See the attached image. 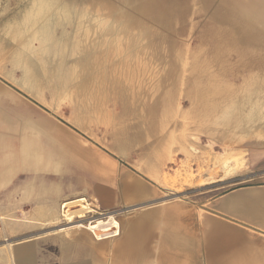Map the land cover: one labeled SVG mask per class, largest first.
<instances>
[{
  "label": "rangeland",
  "instance_id": "rangeland-1",
  "mask_svg": "<svg viewBox=\"0 0 264 264\" xmlns=\"http://www.w3.org/2000/svg\"><path fill=\"white\" fill-rule=\"evenodd\" d=\"M43 1L0 0V76L68 121L81 120L109 135V143L126 154L121 165L135 172L150 192L142 201L110 211L87 199L98 211L93 221L108 222L112 215L120 223L116 238L97 241L76 229L57 234L54 230L68 226L59 207V219L46 224L21 214L18 222L38 228L24 237L7 236L3 243L27 237L82 238L81 254L96 253L97 264H114L132 223L150 215L146 224L152 228L149 243L155 259L168 254L165 243L186 249L179 264H264L261 252L227 255L231 243L226 237L221 243L210 230L211 224L223 221L215 210L216 199L257 183L248 178L264 167V160L251 166L253 156L264 153V63L254 68L239 65L238 56L231 53L227 64L236 68L222 71L205 64L208 8L228 10L232 19L247 24L233 9L243 3ZM41 3L46 5L39 15ZM248 3L262 12L255 2ZM247 25L264 35V25ZM209 77H217L212 85L220 88L210 97L205 96ZM125 112L127 117H115ZM103 120L115 123L109 130L102 128ZM244 232L245 238L264 237ZM170 248L168 255L175 252ZM155 259L151 264H158Z\"/></svg>",
  "mask_w": 264,
  "mask_h": 264
},
{
  "label": "crops",
  "instance_id": "crops-1",
  "mask_svg": "<svg viewBox=\"0 0 264 264\" xmlns=\"http://www.w3.org/2000/svg\"><path fill=\"white\" fill-rule=\"evenodd\" d=\"M126 114L115 117L125 118ZM114 123L103 120L102 128L110 130ZM106 136L89 123L68 121L0 76V264H97L95 254L83 255L85 249L79 248L82 239L27 237L7 245L3 240L24 237L38 228L18 222L21 214L42 224L55 220L66 201L86 198L110 211L149 195L137 174L121 165L126 154ZM253 159L251 166L256 167L264 153ZM248 179L257 183L236 188L214 202L223 221L211 224L210 230L221 243L227 234L232 236L226 253L233 257L264 254V237H243L245 229L264 235V167ZM172 246L175 252L171 255L176 256L178 247Z\"/></svg>",
  "mask_w": 264,
  "mask_h": 264
},
{
  "label": "bare ground",
  "instance_id": "bare-ground-1",
  "mask_svg": "<svg viewBox=\"0 0 264 264\" xmlns=\"http://www.w3.org/2000/svg\"><path fill=\"white\" fill-rule=\"evenodd\" d=\"M44 1H47V0H44ZM50 1H48L47 5H49ZM56 1H54V2H56ZM43 4L41 3L40 8L38 7L39 9L36 10L37 14H39V15H41L44 12L43 7L46 4H44V5ZM231 6H232V4H231ZM50 7H51V5H50ZM62 9L64 10V8H62ZM227 9H228V7H227ZM233 9H234V11H236L240 15V17H242L246 20L247 24L253 23V20L254 19L256 20L255 16H257L258 18L259 17L264 18V12L262 11L260 13L259 11H257V9L255 10L254 5L251 6V5H249V3L239 4V5L235 4V7L233 6ZM48 10H50V9H48ZM208 10L211 13V15H210L211 17L206 21V24H205L206 29L204 30V36H203L204 41L203 42L209 48L208 49L209 59H207L205 64L208 63L209 65L217 66L222 71H227L230 68H232V69L236 68L235 65H232L235 67H231L227 64V56L231 53H234V54H236V56H238L239 65H245V66H248L250 68H254V67L259 66L260 64L264 63V35H263V33L261 34L260 32L253 30L251 27H249V25L243 24L240 21L232 19L233 15L226 13L228 10L227 11L225 10L226 12H223V9L221 11L220 9L217 10L215 8H212V7L208 8ZM65 12H67V11H65ZM63 13H61V14H63ZM44 16H45V14H44ZM40 18H43V17H40ZM62 18H63V16H62ZM256 26H257V24H256ZM239 50H245L244 53L247 55H245L244 53L241 54L239 52ZM205 81H206V85H208V87L206 88V91H205V96L210 97L213 94L216 95L217 93H220V88L215 86V85H212V81H217V77H214V80L211 77H209V79H207ZM91 204L88 202V200L86 198H80V199H75V200H71V201H66L63 204H61V206H60L61 216L60 217L64 218V220L66 221L68 226L65 229H63L64 227L63 228H61V227L57 228L56 230H54V232H57V234H59V232L62 233L63 231H65L67 229H72L71 232H73V229H76V230L82 231L84 233L88 232V234L89 233L92 234L97 241H104L106 239L116 238L117 236H120L121 235V225L112 215L109 216V218H107L109 220L108 222H105L104 220H101V219H98L96 221L92 220L94 218V216H92V215L98 214V211ZM73 208H76L77 210L72 211ZM58 212H59V210H58ZM40 214H41V211H40ZM46 214H47V212H46ZM54 216H55V219L56 218L59 219V214H57V215L55 214ZM1 219H3V218H1ZM52 219H54V218H52ZM52 219L50 221H52ZM147 219H148V216L144 217L142 220H137L134 224L131 225V230H130V234H129L128 238L126 240H124V242H122L120 247L118 246L119 250L117 252V256H116L115 261L113 259L114 264H151V262L154 261L155 257L152 256V249H151L150 243H149V239L152 235L151 229H149L145 225L146 222H148V221H146ZM47 220H48V218H47ZM6 222L8 223V221H6ZM50 223H52V222H50ZM114 229H115V231H113ZM216 229H215V231L217 233L220 232L218 228H216ZM97 231H99L100 233H103V234L99 235L97 233ZM217 233H216V236L218 235ZM70 234H72V233H70ZM88 234H86V235H88ZM224 234H226V233H224ZM231 237L232 236L230 234L229 235L227 234L226 240H231ZM80 239H82V238H80ZM73 241H74V239H73ZM97 241H95V242H97ZM163 247L166 248V250L165 249L164 250L167 253L171 249L170 246L165 244V243L163 244ZM178 247L180 249L176 252V256H168L167 254H164L161 257H159L158 264H179L178 263V259H180L179 257L180 256L186 257V255L184 256V253H185L184 246H182L180 244V246H178ZM100 248L98 247V249H100ZM92 249H93V247H92ZM94 249L96 251L97 248H94ZM109 249H111V248H109ZM100 251H102V250H100ZM113 251H114V249H113ZM107 262H108V260H107ZM197 262L198 261H196V264H197Z\"/></svg>",
  "mask_w": 264,
  "mask_h": 264
},
{
  "label": "water",
  "instance_id": "water-1",
  "mask_svg": "<svg viewBox=\"0 0 264 264\" xmlns=\"http://www.w3.org/2000/svg\"><path fill=\"white\" fill-rule=\"evenodd\" d=\"M238 1L243 3V4H246V3L250 2V1H253V2H255V4H258L259 6H261L262 7L261 11L264 12V0H245V1L238 0ZM255 18H256V20L255 19L253 20V22L255 21L254 23L259 24V25H264V18L263 17H259L258 18L257 16H255ZM199 191H202V190L199 189V190H194V191H191V192H188V193H184V194H178V195H175L173 197H170V198L166 199L165 201L181 198V197H184V196H186L188 194L196 193V192H199Z\"/></svg>",
  "mask_w": 264,
  "mask_h": 264
}]
</instances>
